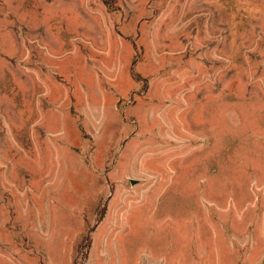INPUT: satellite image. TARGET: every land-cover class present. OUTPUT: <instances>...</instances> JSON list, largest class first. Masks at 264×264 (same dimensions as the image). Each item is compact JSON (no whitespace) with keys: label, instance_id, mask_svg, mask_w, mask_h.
Instances as JSON below:
<instances>
[{"label":"rangeland","instance_id":"obj_1","mask_svg":"<svg viewBox=\"0 0 264 264\" xmlns=\"http://www.w3.org/2000/svg\"><path fill=\"white\" fill-rule=\"evenodd\" d=\"M0 264H264V0H0Z\"/></svg>","mask_w":264,"mask_h":264}]
</instances>
